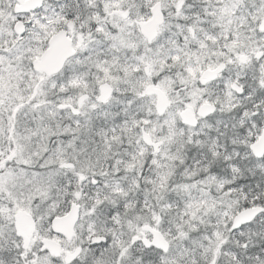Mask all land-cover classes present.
Returning <instances> with one entry per match:
<instances>
[{
	"label": "snow or ice",
	"instance_id": "obj_1",
	"mask_svg": "<svg viewBox=\"0 0 264 264\" xmlns=\"http://www.w3.org/2000/svg\"><path fill=\"white\" fill-rule=\"evenodd\" d=\"M0 264H264V0H0Z\"/></svg>",
	"mask_w": 264,
	"mask_h": 264
}]
</instances>
